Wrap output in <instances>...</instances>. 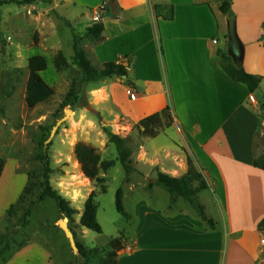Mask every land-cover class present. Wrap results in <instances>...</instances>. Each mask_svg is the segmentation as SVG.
Wrapping results in <instances>:
<instances>
[{
    "label": "crops",
    "instance_id": "0c3cea01",
    "mask_svg": "<svg viewBox=\"0 0 264 264\" xmlns=\"http://www.w3.org/2000/svg\"><path fill=\"white\" fill-rule=\"evenodd\" d=\"M229 1L242 47L240 63L248 72L261 76L260 88L264 82V0ZM44 2L42 11H65L66 19L73 22L77 31L92 25L94 12H98L104 30L91 50L97 62L126 63L129 76L112 75L94 82L101 84L92 88L96 92H93L95 100L116 107L114 86L120 87L131 99L167 93L172 105L167 99L156 105L152 97L153 106L132 103L136 120L164 107H168L174 119L173 127L167 131L170 137L164 133L167 141L149 142L151 152L145 147V157L149 162L166 163L160 166L162 171L181 176L188 169L187 155L180 150V146L185 147L208 182V187L197 194L206 214L210 217L211 196L208 195L213 191L217 193V205H221L219 220L212 218L214 228L196 210V213H173L177 200L184 199L181 196L172 207L168 204L164 212L149 208L150 205H145L147 202L135 205L140 219L132 255H126V248L118 250V263L264 264V234L258 228L259 220L264 218V210L258 211L261 205L264 207V168L253 164L256 157L252 154V140L258 126L255 108L260 101L243 82L219 69L216 61L212 62L214 57L222 62L221 52L231 59L234 57L230 49V15L220 10L221 0H33L24 8L29 6L39 11L38 3ZM155 5L164 6V14L172 6L173 17L158 15ZM72 6H77L74 13L78 23ZM87 9L89 13H85ZM5 70L6 79L11 81L15 70L9 63ZM26 70L27 83L28 64ZM101 90L105 98L97 99ZM9 93V87H4L3 107ZM174 129L182 135L181 140L175 136ZM8 135L0 128V157L5 159L0 176V216L16 203L4 194L12 192L18 182L21 183L18 193L22 194L29 182L27 171L19 169L22 147L16 148L13 155L1 152ZM34 245L22 246L4 264H50L49 251L39 243L36 245L41 251L38 256L35 247H31Z\"/></svg>",
    "mask_w": 264,
    "mask_h": 264
},
{
    "label": "rangeland",
    "instance_id": "374dc122",
    "mask_svg": "<svg viewBox=\"0 0 264 264\" xmlns=\"http://www.w3.org/2000/svg\"><path fill=\"white\" fill-rule=\"evenodd\" d=\"M27 2L29 1L0 4V128L7 135L9 134L8 141L2 147L1 152L13 155L16 148L21 149L22 147L19 169L29 174L28 184L35 182L36 185L31 191L25 192L20 200L21 193H18L20 182L15 185L12 192L4 194L9 199H15L16 203L6 214L0 216V235L7 230L11 231L9 247L0 256V264H4L16 251L28 244H35L31 247H35V252L39 253V256L41 251L36 246L39 243L49 251L50 264L72 263L73 261L78 263L76 257L78 249L73 250L68 237L58 225L61 218L66 219L75 232L76 242L89 249H95L96 256L90 264H98L105 251L114 249L118 257V250L123 248L127 250L128 247L133 246L135 230L140 219L136 214L135 205H143L147 202L145 205H150L149 208L164 212L169 204L167 189L155 182L151 187L148 186V182L155 178L156 170L166 163L149 162L145 157L144 148L146 147L150 153L152 146L149 142H166L167 136L170 137L167 131L173 127L174 119L166 111L156 125L157 134L153 137L152 135L144 136L131 107L132 103L141 106L143 102L146 106H153L152 98L155 99L156 105L166 99L167 103L170 105L172 103L168 100L167 93L138 96L136 99H131L128 94L122 93L120 87L114 86L113 89L117 91L116 98L118 99L115 107L108 102L95 100L92 88L101 84L89 83L85 84L82 98L77 104L63 105L65 93L69 90L73 80H79L80 74V68L73 62V33H71L74 30L73 22L70 21V23L66 19L65 11L54 12L50 9L51 12L42 11L41 6H46V2L37 4L40 7L39 11H34L35 9L28 8L29 6L24 8V5H29ZM76 9L77 6H72V14L78 23L79 18L74 13ZM89 10L87 9L85 13H89ZM219 38L223 36L220 35ZM96 39L84 34L78 41L79 45L85 47L94 62L97 60L91 47L94 46ZM214 40L216 41V38ZM36 53L43 54L49 61L41 74L45 81L54 88V93L33 108H29L25 103L26 65L27 58ZM213 60L212 62L216 61L215 65L223 71L222 65L231 61L228 58L221 62L218 57H214ZM6 63L11 64L12 69L15 70L11 81L6 79ZM6 86L9 87L10 93L9 97L4 99L7 104L3 107L1 93ZM255 93L260 102H257L258 106L255 108L258 126L252 140V154L254 158L256 157L257 163L262 166L264 164V82L260 88L255 90ZM21 104L23 106H20ZM204 104L207 105L206 102ZM66 109H71V112L59 124L51 140L47 142L52 125L65 115ZM222 111L224 112V108ZM203 116L207 115L203 114ZM44 125L50 126L44 140L48 143L50 183L69 201L71 206L77 209L71 218L65 212L59 211L52 196L48 195L38 200V193L44 187L42 182L45 178V167L43 160L36 156L41 151L40 142L43 139ZM166 127L168 128L166 132L161 133ZM108 130L125 138L126 144L137 161L136 169L131 172L127 180H125L126 173L118 160L116 146L108 139ZM174 134L181 140L182 135L179 131L174 129ZM77 142L93 146L99 153L100 159L109 161V167L99 171L102 181L91 179L82 171L75 154ZM180 150L186 155L189 154L183 146H180ZM185 163L187 164V161ZM241 185L242 181L239 179V188ZM119 186L123 188L127 215H123L116 208L115 193ZM90 196L96 206V218L101 225V232L87 228L79 222L85 203ZM208 196L209 198L211 196L210 217L212 216L211 218L217 221L221 206L215 201L217 193L213 191ZM175 205L177 206H173V213L184 211L196 213L190 202L184 199L177 200ZM30 207L28 223L23 225L22 219ZM263 210L264 207L261 205L258 211L262 213ZM261 231L264 234V226Z\"/></svg>",
    "mask_w": 264,
    "mask_h": 264
},
{
    "label": "trees",
    "instance_id": "16d2710c",
    "mask_svg": "<svg viewBox=\"0 0 264 264\" xmlns=\"http://www.w3.org/2000/svg\"><path fill=\"white\" fill-rule=\"evenodd\" d=\"M23 1H33V0H0V4L8 2H23ZM164 6L155 5V10L158 15L164 16L167 19L173 17V7L171 6L168 14L162 12ZM220 10L228 15H233V11L230 7L229 0H221ZM104 30V24L101 21L94 22L92 25H89L84 28L83 31L73 30V62L80 68L79 80H73L69 90L65 93L63 97V105H74L80 101L82 98V93L85 87V84L94 83L102 80L105 77L112 75H124L129 76V68L126 63L122 61L109 60L105 62H94L92 61L89 53L78 44V41L81 39L82 35L88 34L94 38H99ZM262 39L264 43V31L262 33ZM223 60L231 59L225 53H222ZM234 59V57H232ZM226 64L222 65L224 71L231 76L233 79L243 82L251 92L259 87L261 76L259 74L248 72L242 64H238L235 60H232ZM27 64L29 67V76L26 83L25 90V100L29 108H33L36 104L41 101L46 100L54 93V88L45 81L41 71L47 67V58L41 54L36 53L32 54L27 58ZM168 107H164L161 111H156L140 117L138 119V124L142 128L144 136L156 135L157 129L156 125L160 121L161 116H164V113L168 111ZM54 125V124H53ZM52 125V126H53ZM43 139L40 142V153L37 154V158L43 160L45 167V178L42 182L43 189L38 193V200L45 198L46 196H52L57 204L59 211H63L66 215L71 218L77 209L69 204V201L65 199L56 189L51 186L50 178L48 171L51 168L49 164V155H48V143H45L47 133L50 130V126H43ZM108 139L116 146L118 152V160L120 161L125 173L126 179H129V176L132 171L136 169L137 161L131 151V149L126 144L124 137L120 136L117 133L112 131H107ZM75 154L81 165V169L84 174L89 178H95L97 181H102V177L99 175L100 169L106 170L109 167V161L105 159H100L99 153L96 152L95 148L87 143L77 142L75 145ZM254 165H259L256 159L253 160ZM5 165V159L0 157V176ZM187 171L181 176H174L168 174L160 169L156 170L155 178L148 182V186L158 183L162 187L168 190L169 192V207H172L173 203L176 202L178 197H183L185 200L189 201L190 204L197 211L198 215L205 220L212 228L215 227V221L209 217L205 210L204 206L198 199V192L204 188L208 187V182L198 167L197 163L194 161L191 155L187 154ZM264 168V164L262 165ZM29 175V174H28ZM36 183H27L23 193L19 197V200L23 197L25 192L31 191L35 187ZM105 188V187H104ZM103 188V189H104ZM92 195V194H91ZM115 204L118 211L123 215H127V210L124 206L123 200V188L119 186L115 193ZM13 205H11L12 207ZM10 207V208H11ZM9 211V210H8ZM31 212V207L28 209L26 216L22 219V224L25 225L28 223V215ZM80 224L101 232V225L96 218V206L93 202L92 196H90L86 203L82 215L79 220ZM264 226V218H261L258 222V228L262 229ZM74 235L75 232L73 231ZM11 231H5L0 235V256L5 250L9 247V238ZM78 246L77 250V262H72L76 264H90V261L96 256L95 249H89L86 246L76 242ZM67 262L64 264H72ZM98 264H119L117 260V252L114 249L105 251L104 255L101 256Z\"/></svg>",
    "mask_w": 264,
    "mask_h": 264
},
{
    "label": "water",
    "instance_id": "95a60500",
    "mask_svg": "<svg viewBox=\"0 0 264 264\" xmlns=\"http://www.w3.org/2000/svg\"><path fill=\"white\" fill-rule=\"evenodd\" d=\"M228 25H229V37H230V49L232 51V55L234 56V60L240 64L241 56H242V47L240 44V40L238 39L236 32H235V25H234V16L230 15L228 19ZM240 45V46H239ZM236 46H239V48L236 50ZM71 109H66L65 115L54 123V125L51 128V132L49 137L47 138V142L51 140L53 134L55 133V130L58 128L59 124L69 115ZM59 227L65 232L66 236L68 237L70 241V245L73 248V250H77L78 246L76 243L75 235L73 233V230L68 225V222L66 219L61 218L58 221Z\"/></svg>",
    "mask_w": 264,
    "mask_h": 264
},
{
    "label": "built area",
    "instance_id": "2783aa9c",
    "mask_svg": "<svg viewBox=\"0 0 264 264\" xmlns=\"http://www.w3.org/2000/svg\"><path fill=\"white\" fill-rule=\"evenodd\" d=\"M93 19L94 20H99L97 11L94 12ZM251 98H252L253 101H255V97H254L253 94L251 95ZM263 241H264V239H263ZM132 251H133L132 247H128L125 253H126L127 256H131L132 255Z\"/></svg>",
    "mask_w": 264,
    "mask_h": 264
},
{
    "label": "bare ground",
    "instance_id": "6f19581e",
    "mask_svg": "<svg viewBox=\"0 0 264 264\" xmlns=\"http://www.w3.org/2000/svg\"><path fill=\"white\" fill-rule=\"evenodd\" d=\"M94 93H96V92L94 91ZM102 94H103V90L99 91L98 94H97V99H99V98H100V99H104L105 96H103ZM70 112H71V111H70Z\"/></svg>",
    "mask_w": 264,
    "mask_h": 264
}]
</instances>
